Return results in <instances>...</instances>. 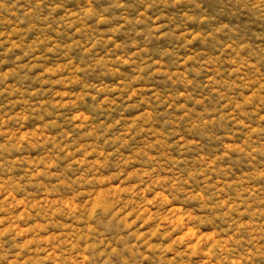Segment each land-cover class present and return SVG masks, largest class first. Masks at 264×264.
<instances>
[{
    "label": "clouds",
    "instance_id": "9594fccd",
    "mask_svg": "<svg viewBox=\"0 0 264 264\" xmlns=\"http://www.w3.org/2000/svg\"><path fill=\"white\" fill-rule=\"evenodd\" d=\"M0 264H264V0H0Z\"/></svg>",
    "mask_w": 264,
    "mask_h": 264
},
{
    "label": "rangeland",
    "instance_id": "374dc122",
    "mask_svg": "<svg viewBox=\"0 0 264 264\" xmlns=\"http://www.w3.org/2000/svg\"><path fill=\"white\" fill-rule=\"evenodd\" d=\"M209 239H211V237H209Z\"/></svg>",
    "mask_w": 264,
    "mask_h": 264
}]
</instances>
